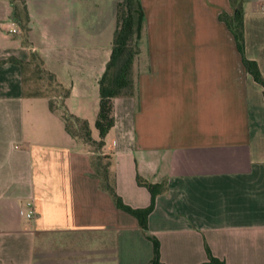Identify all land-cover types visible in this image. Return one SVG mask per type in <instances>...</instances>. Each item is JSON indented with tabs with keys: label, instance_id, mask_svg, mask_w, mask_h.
I'll list each match as a JSON object with an SVG mask.
<instances>
[{
	"label": "crops",
	"instance_id": "0c3cea01",
	"mask_svg": "<svg viewBox=\"0 0 264 264\" xmlns=\"http://www.w3.org/2000/svg\"><path fill=\"white\" fill-rule=\"evenodd\" d=\"M118 1L24 0L22 37L0 0V264H148L152 240L163 264H264V100L218 19L228 0H139L146 64L112 98L97 149L26 94L36 53L66 110L94 126ZM241 7L244 57L264 79V0ZM96 154L131 208L149 203L142 183L160 186L145 230L100 188Z\"/></svg>",
	"mask_w": 264,
	"mask_h": 264
},
{
	"label": "trees",
	"instance_id": "16d2710c",
	"mask_svg": "<svg viewBox=\"0 0 264 264\" xmlns=\"http://www.w3.org/2000/svg\"><path fill=\"white\" fill-rule=\"evenodd\" d=\"M231 4L232 11L230 14L220 13L218 19L223 21L226 28L233 37L235 47L240 53L241 63L246 73L252 80L258 83L262 88V96L264 100V79L262 78L255 61L244 57L243 51V23H242V7L241 0H228ZM11 4V17L14 19L21 31L22 37H25L27 31V15L24 8V0H9ZM143 13L139 0H120L116 4V25L113 32L111 51L109 59L105 64L103 73L98 79V107L94 127L98 132L99 140L93 141L88 132L86 122L70 114L67 110H59L60 117L64 123L65 131L72 137H78L82 141L88 143L93 148L97 149L102 144V138L107 130L112 126V98L128 95L131 93L129 85L128 72L132 56L138 52L139 40L142 33ZM30 63L34 62L36 72L40 77H45L47 85L51 90L57 93V99L60 101L67 95V90L63 89L55 81L53 75L45 71L41 67V60L36 53L30 54ZM28 62V63H29ZM31 96L43 95L48 97V107L50 110L57 109L48 92L33 91L26 93ZM55 96V94H53ZM105 160L103 163L102 161ZM90 164L93 174L99 179V186L106 191L116 208L132 215L136 218L139 227L142 230L146 229V217L153 207V199L156 193L160 190L159 185H151L142 183L137 180V183H142L149 192V203L144 208H131L124 204L121 198L116 194L113 185L108 177V161L107 157L94 155ZM153 243V254L148 264H163L158 258V245L155 240ZM199 264H224L222 260L208 256L207 260Z\"/></svg>",
	"mask_w": 264,
	"mask_h": 264
},
{
	"label": "rangeland",
	"instance_id": "374dc122",
	"mask_svg": "<svg viewBox=\"0 0 264 264\" xmlns=\"http://www.w3.org/2000/svg\"><path fill=\"white\" fill-rule=\"evenodd\" d=\"M138 52H135L133 54L132 60L130 63L129 72H128V77H129L128 87H131V88L137 87V76L139 72H141L144 69V65L146 64V59H145L146 54H145L144 47L142 44L138 45ZM24 75L26 77L25 82L26 83L28 82L32 85V87H28V92H33V91L45 92L46 91L49 93V95H53V94H55V96L57 95L55 91L51 90L50 88L51 86L49 87V85H47V82H46L47 80L45 79V77H40L39 73L36 72L34 62L31 63L30 67L29 66L28 68L26 67ZM54 101L56 102L58 110H66L63 104L60 103V101L57 98ZM112 118H113V123H112L113 125L114 124V112L113 111H112ZM86 126H87V132L89 136L94 137L98 135V132L96 128L93 126V124H89V125L86 124ZM124 130L126 131V127H124ZM106 134H108V137L110 138L111 134H113V130H110L109 128L107 132L105 133V135ZM104 161L105 160H103L102 163Z\"/></svg>",
	"mask_w": 264,
	"mask_h": 264
},
{
	"label": "built area",
	"instance_id": "2783aa9c",
	"mask_svg": "<svg viewBox=\"0 0 264 264\" xmlns=\"http://www.w3.org/2000/svg\"><path fill=\"white\" fill-rule=\"evenodd\" d=\"M9 31L14 32L15 30H14V29H9ZM30 214H31V211L29 210V211L25 214V216H26V217H30Z\"/></svg>",
	"mask_w": 264,
	"mask_h": 264
}]
</instances>
